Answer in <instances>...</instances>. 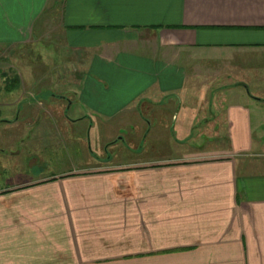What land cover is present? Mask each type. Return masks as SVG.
<instances>
[{"label":"crops","instance_id":"obj_1","mask_svg":"<svg viewBox=\"0 0 264 264\" xmlns=\"http://www.w3.org/2000/svg\"><path fill=\"white\" fill-rule=\"evenodd\" d=\"M0 264H264V0H0Z\"/></svg>","mask_w":264,"mask_h":264},{"label":"rangeland","instance_id":"obj_2","mask_svg":"<svg viewBox=\"0 0 264 264\" xmlns=\"http://www.w3.org/2000/svg\"><path fill=\"white\" fill-rule=\"evenodd\" d=\"M18 55V56H17ZM21 57V59H24L23 61H25L26 63H30V64H35V62L38 61L37 58V53L34 51H30V49L24 50V52H21V54H15L12 56V59H17L18 57ZM18 61V60H17ZM30 70V68H29ZM63 105V104H62ZM71 114V113H70ZM106 131V132H105ZM94 132V131H93ZM90 134V141H87V146H86V153L88 152L93 158H104L106 159L107 156H113L114 155V159L116 160H120V159H127L129 158L130 155V151L131 150V146H133L134 144H131V142H129V139L131 137V139L133 138L132 136H130V133H123L121 136L125 138V144L122 145L121 143H119L116 146H108V139H115V135H116V130L113 127H101V129L99 130V132H94V133ZM101 132V133H100ZM211 135V134H209ZM213 137H215V135H211ZM217 140H219V142H223L224 141V136L222 134H219L218 137H216ZM160 140H162V137H160ZM217 140H215L216 142H218ZM209 140H200L199 143L201 144H206ZM104 142V143H102ZM149 142H145L144 143V147H146L148 145ZM108 144V145H107ZM213 143H210V141L207 143L208 146L212 145ZM146 145V146H145ZM75 150V149H74ZM73 150V151H74ZM65 151L67 153H69V150H65L64 148H60L59 153H60V157L58 160V164L56 166V168H53L54 171L56 173H65V172H71V171H76V173H78V170L75 169H80L78 168L79 166L77 165H72L69 164L68 161L70 162V159H66V155L64 154ZM148 152L149 156L151 155V151L147 150L146 148L144 149V154L142 155L143 157L147 156ZM69 155V154H68ZM63 156H65V158H63ZM90 168H84V170H88ZM82 172V170H79ZM103 181V180H101ZM99 180H97V182H101ZM114 183V181H113ZM87 184H82V182H75L73 185H70V189H72L74 192L78 191L84 187H86ZM89 186V185H88ZM44 203H50V199L48 198Z\"/></svg>","mask_w":264,"mask_h":264}]
</instances>
